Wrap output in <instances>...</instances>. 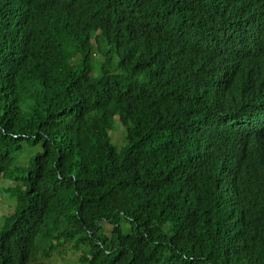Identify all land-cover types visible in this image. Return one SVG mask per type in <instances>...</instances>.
Listing matches in <instances>:
<instances>
[{
  "label": "trees",
  "instance_id": "16d2710c",
  "mask_svg": "<svg viewBox=\"0 0 264 264\" xmlns=\"http://www.w3.org/2000/svg\"><path fill=\"white\" fill-rule=\"evenodd\" d=\"M1 179L0 264H264V0H0Z\"/></svg>",
  "mask_w": 264,
  "mask_h": 264
},
{
  "label": "rangeland",
  "instance_id": "374dc122",
  "mask_svg": "<svg viewBox=\"0 0 264 264\" xmlns=\"http://www.w3.org/2000/svg\"><path fill=\"white\" fill-rule=\"evenodd\" d=\"M91 39L93 42L92 49L94 50L93 57L91 59L93 62V67H94V69H96L97 67L100 66L101 62H103L105 60L106 57H105L103 52L108 49L109 44H108L107 38L103 37L99 32H97L96 34H93ZM98 50H101L100 53ZM95 51L98 53V55L96 54ZM115 58H117V57L115 56ZM116 123L121 124L118 121V119H116ZM120 129H121V127H120ZM120 129H118L119 131L116 132L117 138H119V136H120V132H121ZM112 141L114 143L117 142L115 137H113ZM24 164H27V163L24 162ZM14 185L15 184L10 180H6V179L0 180V216L10 214L14 208V203L10 200L8 193L6 191L9 187H12ZM56 258L57 257L54 256L52 258V260H49L47 253L41 252L39 254L38 260L35 264H42V263L48 262V261H52L54 263L57 262V264H60L59 261H55ZM67 259H73V258L71 256H69V257H67Z\"/></svg>",
  "mask_w": 264,
  "mask_h": 264
}]
</instances>
